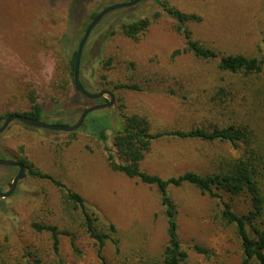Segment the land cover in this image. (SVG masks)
Returning a JSON list of instances; mask_svg holds the SVG:
<instances>
[{"label": "rangeland", "instance_id": "rangeland-1", "mask_svg": "<svg viewBox=\"0 0 264 264\" xmlns=\"http://www.w3.org/2000/svg\"><path fill=\"white\" fill-rule=\"evenodd\" d=\"M83 1L80 20L72 26L65 20L67 5H61L56 12L58 9L47 5L45 0H3L1 10L12 23L0 38L1 115L28 111L30 90L34 91L37 103L44 105L45 113H50L55 101L63 95L55 85L68 81L67 56L78 48L75 43L83 36L88 15L100 12L101 5L111 0ZM118 1L127 0H113ZM162 1L201 18L198 23L188 24V28L192 37L204 46L224 54L264 56V0ZM156 13L159 16L153 19ZM47 14L55 16L57 22L48 18L44 21ZM140 17L149 18L151 25L138 41H130L118 30V25ZM173 27L174 20L153 0H142L135 7L106 15L90 34L79 66L86 90L98 93L112 90L111 86L120 83L140 88V91L112 90L116 98L114 108L90 114L99 117L109 111L110 131L103 133L88 122L85 129L77 130L71 138L65 132L12 122L0 134L1 159L26 157L34 168L80 194L87 207L97 211L100 223L115 227L118 252L111 242L106 243L103 255L108 264H161L168 241L167 220L156 188L108 167L107 158L113 154L112 124L120 125L118 105L123 104L127 114L148 118L154 131L207 126L205 123L212 121L214 113L215 121L235 122L236 114L240 113V119L254 127L264 141V74L260 79L231 77L218 71L216 61L200 60L192 54L173 56L184 45ZM67 31L69 37L64 45H59L60 37ZM112 31L114 34L108 41L106 37ZM101 51L103 63L109 60L111 63L95 67L94 57ZM84 53H89L85 61ZM102 77H106L105 82ZM222 85H231L239 91L242 87L256 89L258 94L254 96L248 90L242 96V91L234 101L219 102L212 97ZM92 104L86 98L70 97L65 105L47 115L45 123L73 124L81 110ZM234 155L226 144L207 145L171 137L152 143L142 161V170L163 179L186 171L207 173L211 171L212 159ZM16 173V168L0 166V191L8 190ZM168 191L176 208L178 238L188 254L187 264H240L242 250L236 228L221 223L220 202L201 195L189 185L170 187ZM223 199L239 215L249 210L244 195L223 194ZM64 209L62 193L50 181L29 175L19 181L8 198L0 199V244L6 262L26 264V252L50 254L49 236L36 233L30 226L33 222H44L73 236V241L70 236H60V255L67 264H101L94 241L72 224ZM194 245L206 248L209 254L194 253Z\"/></svg>", "mask_w": 264, "mask_h": 264}, {"label": "trees", "instance_id": "trees-1", "mask_svg": "<svg viewBox=\"0 0 264 264\" xmlns=\"http://www.w3.org/2000/svg\"><path fill=\"white\" fill-rule=\"evenodd\" d=\"M45 1L47 5L55 6L54 8L58 9L56 12H59L61 5H67L69 8L67 11H64L66 12L64 13L66 14L65 20L68 22V25H77L78 20H80V8L84 5L83 0ZM128 1L130 0L124 2ZM2 2L3 0H0V38L5 34V31L9 29L12 23V19L7 17L1 10ZM118 3L121 2L118 1ZM153 3L162 12L174 20L173 28L175 32L183 38L184 45L182 50L175 51L173 56L179 54H192L200 60L216 61L218 71L231 77L242 76L249 79H260L262 74H264V56L258 57L247 56L244 54H224L220 51L208 48L200 41L195 40L192 37V32L188 28V24L201 21L199 16L181 12L180 10L169 6L167 2L162 0H153ZM112 4H115L113 0L108 1L107 4H102L101 7L105 8ZM97 13H99V11H92L88 15V19L83 25L82 35ZM47 15L48 16L44 17V21L48 18V21L57 22L55 16L51 17L53 15ZM158 16L159 14L156 13L153 16V19H156ZM13 20L15 21V19ZM150 25L151 20L149 18L140 17L129 22L119 23L118 30L125 38L136 42L140 39L141 35L148 30ZM69 33L70 32L67 31L65 35L60 37L58 41L59 45H64V41L66 40V37H69ZM113 34L114 32L112 31L111 34L106 37L108 41ZM81 38L82 36L78 38L79 40L76 41L75 44H79ZM76 52L77 49L66 58L69 71L68 81L66 79L64 82H57L55 85L56 88L61 90L60 94L63 95H60L58 100L55 101V105L50 113L52 110L57 109V107L65 105L70 97L78 99L84 98L74 89L73 70ZM101 53L102 51L97 57H94L95 59L93 63H96L95 67H102L111 63L110 60L103 63ZM87 55L89 56V53H87ZM87 55L84 53L82 58L83 61H85V56ZM98 72L103 73V71ZM100 75L101 74L99 73L98 76ZM79 79L82 87L85 88L81 75H79ZM102 81L105 82L106 77H102ZM245 84L246 83L243 85ZM111 88L115 92L120 90L140 91V88L137 85L126 83L115 84L111 86ZM67 90L69 91V95H67ZM112 90L108 91L114 94ZM248 90L247 87H242L239 91L231 85H222L221 87H218L212 98H215V100L218 99L219 102H223V100L225 101L226 99L234 101L238 99L242 91V96H245ZM249 91H251L254 96L258 94L256 89H250ZM259 91L261 92L260 89ZM34 95L35 93L33 90H30L27 94L28 105L30 106L28 111H16L9 114H18L35 121L47 122L46 118L50 113H45L44 105L37 103ZM91 102L93 104L105 103L106 100L100 99ZM83 110H81V112ZM117 110H119L121 114L119 117L120 125L118 123L112 124L113 154L109 155L107 158L108 167L116 173H120L129 179H136L143 185L156 188L158 191L167 220L168 237L167 244L162 253L161 264H187L188 262V254L182 248V243L178 238L176 208L168 191L170 187L178 188L183 185L194 187L201 195H206L220 202L222 206L219 214L221 223L233 225L236 228L237 237L240 241L242 250V260L240 264H264V141L255 131V128L250 124L245 123L243 119H240L242 117L240 113L236 114V118H234L235 122H230L229 120L227 122L220 120L215 121L217 114L214 113L212 121L210 123H205L207 126L196 125L188 130L154 131L152 124L145 116L127 114L123 104L118 105ZM9 114H0V127L6 116ZM108 117L111 118L109 111L103 113L99 117L98 115L87 116L80 130L85 129L87 123L90 122V125L96 130L103 133L110 131V125L107 121ZM49 124L64 125L60 122H52ZM76 132L77 131L67 133V135L72 138ZM171 137L173 139L199 142L207 145L216 142L226 144L231 147L236 155L212 159L210 161L211 166L209 167L211 171L207 173L186 171L177 176L163 179L157 174L143 171L142 161L151 150L152 143L160 139ZM20 151L23 153L22 147H20ZM15 161L20 162L29 168V176L40 180L50 181L60 190L65 207L64 210L68 212L69 215L68 219L73 225L82 229L84 233L94 241L101 264H108L103 255L106 243L111 242L112 245L115 246L116 252H118L117 240L115 238V227L112 224L106 225L100 223L97 211L94 208H88L80 194L66 187L63 183L54 179L52 176L34 168L28 162L26 157L16 159ZM223 194L231 197L244 195L247 198L249 205L247 213L243 215L236 213L231 204L223 199ZM30 226L36 233L47 234L49 236L50 254L44 255L42 253L26 252V264H67L60 255V236H70L72 241L74 239L73 236L67 231H59L58 227L55 225H50L44 222H33ZM192 249L194 253L198 255L207 256L209 254V251L206 248L199 245H194ZM2 251L0 244V264H9L6 262Z\"/></svg>", "mask_w": 264, "mask_h": 264}, {"label": "water", "instance_id": "water-1", "mask_svg": "<svg viewBox=\"0 0 264 264\" xmlns=\"http://www.w3.org/2000/svg\"><path fill=\"white\" fill-rule=\"evenodd\" d=\"M142 0H130L128 2H121V3H115L112 5H109L105 8H103L99 13L95 15V17L91 20L89 25L84 31V34L78 44L76 56H75V64H74V70H73V83H74V89L77 93H80L84 98L89 99L91 101H96L100 99H105V103H95L91 106L85 108L77 118V120L70 125H54V124H48L42 121H35L28 117L21 116L18 114H9L4 119L1 127H0V134H2L6 128L9 126L12 122H19L20 124L26 126V127H32V128H38V129H44L54 132H65V133H71L79 130L88 115H90L93 112L101 111L104 109H112L114 108L116 104V98L115 95L108 91V90H101L98 93H91L87 91L85 88L82 87L79 79V66L81 61V54L83 47L85 46L87 39L91 32L96 28V26L100 23V21L108 14L135 7L138 5ZM0 166L2 167H8V168H16L17 173L12 179V181L8 185V190L5 192L0 191V199L8 198L12 192L14 191L15 187L17 186L18 182L25 179L29 173V168L25 165H23L20 162H17L15 160H6L0 158Z\"/></svg>", "mask_w": 264, "mask_h": 264}]
</instances>
